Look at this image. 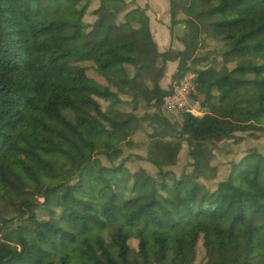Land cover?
<instances>
[{"label":"trees","instance_id":"1","mask_svg":"<svg viewBox=\"0 0 264 264\" xmlns=\"http://www.w3.org/2000/svg\"><path fill=\"white\" fill-rule=\"evenodd\" d=\"M198 1L192 19L180 23L176 16L187 9L182 3L187 0H170V29L183 26L184 51L153 55L146 47L144 13L134 3L2 0L0 264H71L69 252L77 241L83 248L76 264H264L259 249L264 244V158L251 152L240 161L229 179L232 196L223 206L211 202L223 183L214 185L216 162L202 147L264 128L224 126L228 123L216 118L215 103L202 116L182 111L178 132L158 112L168 94L159 86V71L167 62L177 63L174 83L193 69L199 87L209 90L208 101H213L211 87L228 80L238 89H262L264 97V0ZM129 17L127 32L121 27ZM198 35L213 48L199 46ZM132 120L124 138L121 127ZM160 137L188 141L192 165L203 156L210 160L204 185L198 175L176 179L171 172L155 178L141 172L123 180V164L94 172L87 180L91 193L78 181L70 185L69 173L97 156L113 164L123 141L147 150L146 161L160 170L170 158L156 157L149 146ZM66 145L76 151L77 162L70 161L65 177H46L43 156L57 152L64 167ZM224 221L228 229L220 230ZM91 223L100 229L87 235ZM149 227L157 230L156 237L146 235Z\"/></svg>","mask_w":264,"mask_h":264},{"label":"rangeland","instance_id":"2","mask_svg":"<svg viewBox=\"0 0 264 264\" xmlns=\"http://www.w3.org/2000/svg\"><path fill=\"white\" fill-rule=\"evenodd\" d=\"M124 3V1L122 0ZM186 5L187 9L182 11L176 16V20L180 23L191 20L192 15L196 14V7L199 4L198 0H192L187 2H182ZM125 5H130L132 3H124ZM0 8H3L2 0H0ZM54 9L55 7L52 6ZM170 12V10H169ZM183 14V19L180 15ZM170 15V14H169ZM4 14L1 16V20H4ZM110 24H113L114 17L109 18ZM131 17L128 18L130 20ZM146 19V18H145ZM182 26V25H181ZM122 27L127 32L131 31V23L123 24ZM170 27H171V19H170ZM130 28V31H128ZM177 28V27H176ZM175 29V28H174ZM183 31L181 33V41ZM196 41L199 43V46L205 48H213L214 45L211 44L207 39L205 40L204 36L198 35ZM147 45V44H146ZM184 48V47H183ZM171 50V49H169ZM152 51V52H151ZM149 51L153 55V50ZM172 51V50H171ZM184 51V49H183ZM182 51V52H183ZM155 52V50H154ZM167 52V51H165ZM164 52V53H165ZM173 52V51H172ZM181 52V53H182ZM174 53V52H173ZM163 54V53H162ZM180 54V53H175ZM157 55V54H156ZM169 63V64H168ZM176 66L177 70V63ZM171 62H167L165 64L164 69H160V81L159 86L161 90L170 92L171 86L174 85L176 88H180L182 85L188 86L191 88V93L187 100L188 107L186 110H189L196 116H202L203 114L210 113L212 104L215 103L217 105V110H219V114L216 116L217 119L222 120L223 123H228L226 125H232L235 127H239L242 125H246L248 123L253 124L256 127L264 128V97L262 89L259 91L251 92L249 88L238 89L235 86L229 85L228 81H223L215 87H211L210 92L213 97V101L207 100V88L199 87L198 85V77L197 74L192 71H188L185 73L183 77L177 82L174 83L171 81L172 76L175 74L176 70L173 71L174 68H170ZM168 68L166 69V66ZM66 63L62 64L61 67L65 68ZM89 85L93 87H97L98 85L93 81L87 79ZM136 85L141 93H146L148 90L144 87L142 81L140 79H136ZM125 85H118L119 89H123ZM231 86L233 88H231ZM254 93V94H253ZM149 95V93H148ZM215 96V98H214ZM223 98V100L219 101L218 98ZM148 99H152L148 97ZM163 99V98H162ZM250 99L253 103L250 105H245L241 103V101H246ZM215 105V106H216ZM234 106L240 107L235 108ZM162 116L165 117L169 125L171 126L174 132H178L181 125V113L182 111H164L161 109L158 110ZM171 112H179V116L176 117ZM170 113V114H169ZM135 121H129L128 123L122 125V133L124 138L130 133L133 128ZM223 125V124H222ZM125 140V139H124ZM121 147H118L120 152L119 156L116 157L114 163L111 164L102 156L95 157L90 163L84 165L80 171H73L69 173L71 175V183L70 185L75 184L77 181L81 183L83 191L91 193L88 188L87 180L88 178L96 171L102 168H109L110 166L117 167L120 164H123V169L125 170L119 176L123 180H128L132 176H136L141 172L145 173L149 177L155 178L159 172H171L174 174L176 179L180 177H189L191 178L194 174L200 176L201 179L198 180L200 185H204L206 183L209 176V168L212 163L206 157L199 158V164L192 165L194 161L188 157L189 151L191 149V145L185 139H181L178 141V138H156L151 140L149 146L152 153L156 157H160L162 155H166L170 158V161L167 165L161 167L160 170L155 168L152 164L146 161L148 151L141 147H132L129 148L126 146L125 141H123ZM119 146V145H117ZM205 150H207L216 162V171L212 175V180L214 185L216 186L218 183H223L214 191L211 195V202L215 204H221L225 206L230 196H232V192L229 186V179L233 175V172L238 169L240 161L251 152H256L264 158V132H246V133H234L228 139H224L222 141L219 140H209L206 141L203 146ZM65 151L68 153L69 158L63 161L64 167L60 166V154L57 152H52L45 154L42 158L43 162L47 164V169L45 170V176H55V177H65L66 171L71 169L70 161L75 163L78 160V156L76 151L70 146H65ZM44 174V173H43ZM59 184V181L55 183ZM157 211H159L160 215L163 213L159 210L158 206L156 207ZM229 226V221H224L220 225V230H227ZM100 227L91 223L88 225L85 233L87 235H92L93 232L99 230ZM133 233V232H131ZM146 235L150 237L157 236V230L153 227H149L146 230ZM82 245L80 241H77L71 248L69 252V261L71 264H76L80 260V251L82 249ZM259 249L264 253V244L259 245ZM108 250L111 254L116 253V248L113 245L108 246Z\"/></svg>","mask_w":264,"mask_h":264},{"label":"crops","instance_id":"3","mask_svg":"<svg viewBox=\"0 0 264 264\" xmlns=\"http://www.w3.org/2000/svg\"><path fill=\"white\" fill-rule=\"evenodd\" d=\"M124 3H134L140 8L146 22L148 24V33L150 35V42L146 45L147 49L156 54H162L165 51L171 49L174 53H181L183 51V44L180 39V35L183 31V26L170 29V0H123ZM183 18V14L180 15ZM185 19V18H183ZM131 21L127 20V23ZM124 30L123 27H121ZM126 31V30H124ZM130 31V28L129 30ZM155 50V52H154ZM152 52V51H151ZM169 64V63H168ZM175 63L170 65V68L176 70ZM168 65L166 66V69ZM176 117L179 116V112H171ZM170 114V113H169ZM193 114V113H192Z\"/></svg>","mask_w":264,"mask_h":264},{"label":"built area","instance_id":"4","mask_svg":"<svg viewBox=\"0 0 264 264\" xmlns=\"http://www.w3.org/2000/svg\"><path fill=\"white\" fill-rule=\"evenodd\" d=\"M191 93V88L182 85L180 88L171 86L170 92L163 97L161 101V109L164 111H183L188 107L187 100ZM187 98V100H186Z\"/></svg>","mask_w":264,"mask_h":264}]
</instances>
